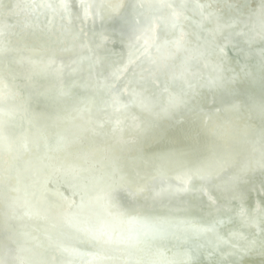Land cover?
<instances>
[{
    "label": "water",
    "instance_id": "obj_1",
    "mask_svg": "<svg viewBox=\"0 0 264 264\" xmlns=\"http://www.w3.org/2000/svg\"><path fill=\"white\" fill-rule=\"evenodd\" d=\"M129 1L73 0L71 7L77 11L81 30L84 26H97L113 20H119L123 24V19L130 11ZM167 1L133 0L137 5L148 7L150 3L161 5ZM262 1L264 7V0ZM19 2L20 0H0V5H8L5 13L17 18L19 22L21 19H29L32 28L46 36L59 37L63 34L62 30L66 26L59 22L56 4L43 3L42 8L29 4L28 9L20 11L16 9ZM241 2L242 0H178L173 10L168 12L169 15L163 14V18L151 20L148 28L137 33L130 29L126 33L128 39L133 36L131 40L134 44L131 45L141 49L144 54L147 47L153 52L156 50L155 54L144 56L145 74L150 75L156 72L158 63L161 68L164 64L162 62H168L166 59L184 51L190 32L188 25L196 31L208 32L212 41L209 52L197 56L193 48L192 52L187 53L191 55L187 60L194 59L199 71L192 70L184 63L183 71L171 76V81L182 88L183 95L168 96V89L165 92V109L177 108L187 98L203 92L206 94L208 91L214 92L223 86H230L223 75V59L226 51H229L228 45L235 42L234 37L243 39L244 48L241 53L245 58L252 57L256 61L264 59V48L248 40L254 33L248 34L237 22H215L218 21L219 14L220 19L223 18L226 16V9ZM164 6L163 11L169 7L168 3ZM254 9H260V5ZM262 14L264 15V11ZM207 18L209 23L203 26L201 22ZM1 27L4 25L0 24V29ZM257 28L262 30L257 34L264 40V26L259 24ZM190 33L192 37V32ZM163 35H167V38L163 39ZM0 47L3 48L2 45ZM13 48L17 50L21 47ZM33 69L36 72L44 70L41 64L34 65ZM23 79L30 78L25 74ZM11 99L14 96L0 92V111H6L5 120L15 132L19 124L33 122L26 117L21 106H9ZM108 109L107 115L110 116L113 111ZM215 109L216 111L207 115L188 117L192 120L180 119L173 129L166 132L163 137L165 146L177 141L183 150L189 149L188 156L184 155L188 158L179 163L173 147H168L165 151L164 147L156 148L154 152L158 154L157 157H166L162 162L154 164L155 168L148 178L153 179L155 186L148 185L147 190L134 175H129L126 166L122 168L123 164L117 167L114 163V168L88 164L86 159L89 156H83L90 149L88 145L80 148L77 153L79 160H64L63 165L73 170L70 175L63 174L62 181L67 184V189L59 188L52 176L48 178V183H51L49 189H43L34 181L35 173L29 171L23 175L15 169V166L23 162L22 151H31L25 142L28 138L26 127L20 133L27 135H22V139L17 142L21 147L7 144L0 128V188L2 190L8 185V193L16 196V202L7 205H3L0 198L1 230L5 234V245L0 244V264H71L74 256L83 257L86 253L95 254L85 260L84 263L88 264H115L111 261L113 259L117 261L116 264H248L254 258L261 263L260 259L264 258L263 214L249 218L245 216L244 210L240 211L235 218L239 224L235 225V221L227 218L228 212L231 213L230 209L227 205H218L214 199H209L205 193V185L209 187L221 180V185L213 184L216 190H221L235 181L257 174L264 175V157L263 154L260 155L264 153V145L256 140L259 123L264 120V105L246 107L244 100L233 98L229 105ZM96 129L98 127L86 123L73 131V134L66 131V138L74 137L78 141L79 136L88 137ZM36 133L37 153L40 146L43 147L48 142V136L55 138L61 134L56 126L52 131L44 128ZM108 134L105 133L103 139L94 144L108 143ZM28 142L31 144L33 139H28ZM43 161L44 157L42 165ZM82 161L84 164L78 165ZM101 187L119 192L127 200L143 202L135 206L130 214L124 215L123 227L116 222L118 219L114 221L113 206L104 195L105 190H100ZM19 194L26 195L24 203L19 202ZM33 195L50 199L58 205L59 211L47 214L45 212L49 211L35 210V200L31 199ZM165 195L198 196L210 208L200 213L201 220H192L187 213L198 210L195 203L162 204L153 201ZM253 197L264 207L259 192ZM142 205L144 208H140ZM16 225L24 228L32 237L28 241L35 248L43 253L48 252L49 255L43 256L33 252L28 245L21 244V230L15 232L11 229ZM94 229L97 239H92L90 235V231ZM100 236H105L106 242L98 241ZM73 250L77 252L73 253Z\"/></svg>",
    "mask_w": 264,
    "mask_h": 264
},
{
    "label": "bare ground",
    "instance_id": "obj_2",
    "mask_svg": "<svg viewBox=\"0 0 264 264\" xmlns=\"http://www.w3.org/2000/svg\"><path fill=\"white\" fill-rule=\"evenodd\" d=\"M50 2L57 5L59 22L66 26L59 37L52 35L49 37L39 30H34L29 19H21L19 22L17 18L5 13L8 5L5 7L0 5V24L4 25L0 29V45L3 46L2 49L0 47V92L14 96V99L9 101V106L15 108L21 106L26 117L33 122L26 125L19 124L14 132L5 120L6 111H0V128L3 130L6 143L12 147L16 145L21 147L17 142L22 139V135L28 134L25 142L31 151H22L23 162L15 166V169L23 175L29 171L35 173L34 181L43 189H49L51 186V183H48L50 176L56 179L59 188L67 189V184L62 181L63 174L70 175L73 170L63 165L64 160L70 158L79 160L77 153L83 145H88L90 149L83 155L89 156L86 159L88 164L113 168L114 163L117 167L123 164L122 168L126 166L129 175H134L147 190L148 185L155 186L153 179L148 178L155 168L154 164L162 162L166 157H157L158 154L154 152L156 148L164 147L163 151H165L168 147H173L177 153L175 158L179 163L188 158L184 155L188 156L189 149L183 150L177 141H173L168 147L165 146L166 142H163L166 132L173 129L180 119L192 120L188 117L213 113L216 111L215 108L229 105L233 98L244 100L246 107L264 105V59L256 61L252 57L245 58L246 56L241 53L244 48L243 39L234 37L235 42L231 46L228 45L229 51H226L223 59V75L230 86H223L217 91H208L209 93L206 94L203 92L187 98L177 108L165 109V92L168 89L170 90L167 91L168 96L183 95L182 88L171 81V76L183 71L184 63L192 70L199 71L200 68L195 64L194 59L187 60L191 57L187 53L192 52L193 48L197 56L209 52L212 41L208 37V32L196 31L188 25L192 37L185 29L189 32V38L184 51L166 59L168 62H162L164 64L161 68L158 63L156 72L150 75L145 74L144 56L155 54L156 50L153 52L147 47L144 54L141 49L131 45L134 44L131 40L133 36L128 39L126 33L129 29L137 33L148 28L151 20L163 18V14L169 15L168 12L173 10L178 0H168L161 5L150 3L149 7L137 5L130 0V11L123 19V24L119 20H113L97 26H84L81 30L77 11L71 7L73 0H20L16 9L26 10L29 4L42 8L43 3L49 5ZM167 3L169 7L163 11ZM262 4V0H242L235 7L226 9L224 11L226 16L223 18L220 19L219 14L218 21L215 22H237L248 34L254 33L253 37L248 38L250 42L264 48V40H261L257 34L262 32L257 26L259 24L264 26ZM259 5L260 9H254ZM208 23L209 18L201 22L203 26ZM145 32L147 34V31ZM166 38L167 35H163V39ZM14 46L21 48L15 50ZM36 64H41L44 70L36 72L33 69ZM25 74L29 76V80L23 79ZM121 97L123 100H120ZM108 108L113 111L110 116L107 115ZM86 123L98 129L88 137L79 136L78 141L74 137L66 138V131L73 134V131ZM54 126L60 129L61 134L55 138L48 136V142L43 147L40 146L37 153L36 132L44 128L52 131ZM25 127L27 134L20 133ZM258 128L256 140L264 145V120L260 121ZM40 132L42 134V131ZM105 133H109V142L95 145L94 142L103 139ZM28 139H33V142L30 144ZM188 145L187 142L186 146ZM260 155L264 157V153ZM79 163L78 165L84 164L83 161ZM213 184L219 186L222 183L220 180ZM213 184L209 187L205 185V193L218 205H227L231 213H234L233 215L228 212L229 220L234 222L238 213L243 210L246 217L256 218L260 213L264 217V207L253 197L259 192L264 201V175L257 174L235 181L221 190H216ZM105 188L101 187L100 190H105L104 195L109 198L113 206L114 221L118 219L116 222L123 227L124 215L130 214L135 206L143 202L127 200L119 192H111ZM8 190V185L2 190L0 188L3 205L16 202V196L10 195ZM19 198V202L23 201V203L27 199L25 194H19ZM31 199L35 200L34 209L37 211H49L45 212L47 214L59 211L58 205L48 198L33 195ZM153 201L162 204L195 203L198 210L187 213L192 220H201L200 213L210 208V205L198 196L165 195ZM140 208H144V205ZM234 224H239V221H235ZM107 226L110 228V225ZM11 229L15 232L21 230L20 232L23 233L21 244L28 245L33 252L43 256L49 255L48 252L43 253L28 241L32 237L23 230L24 228L16 225ZM90 235L92 239H97L95 229L90 231ZM98 241L106 242L105 236H100ZM0 244L5 245L1 222ZM86 254L83 257L74 256L71 264H88L84 263L85 260L94 257L95 254ZM260 260L261 263L254 258L248 264H264V258ZM111 261L117 263L115 259Z\"/></svg>",
    "mask_w": 264,
    "mask_h": 264
}]
</instances>
